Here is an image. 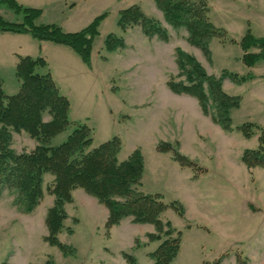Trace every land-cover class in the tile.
I'll use <instances>...</instances> for the list:
<instances>
[{"label":"rangeland","instance_id":"obj_1","mask_svg":"<svg viewBox=\"0 0 264 264\" xmlns=\"http://www.w3.org/2000/svg\"><path fill=\"white\" fill-rule=\"evenodd\" d=\"M18 2L25 7L42 9L38 22L57 24L67 32L80 30L99 14L108 12L93 44L90 71L77 54L74 55L85 70L67 54L54 49L47 51L57 76H61L58 78L62 93L70 96L72 103L71 124L53 138L52 144L62 143L79 123H85L93 131L92 147L115 135L120 137V161L140 148L147 170H157L155 161L160 157L157 146L160 142H169L199 168L182 166L174 160L172 152H165L170 162L161 158L165 163L161 167L168 181L161 179L160 184L153 185V177L150 183L146 181L145 187L138 186L142 192L163 195L168 204L178 201L185 209L181 215L175 207L166 208L160 215L159 229L153 223L138 222L133 216H127L109 229L108 236L106 206L97 197L87 196V192H84L87 195L77 192L74 198V189L72 202L65 205L64 229L58 235L62 243L74 249L67 255L47 240L46 217L55 200L49 193L54 176L44 175V197L29 213L18 209L14 194L6 189L0 196V264H129L123 256L125 252L133 255L137 264H153L150 254L167 238L164 234L167 221L182 232L180 251L171 264H212L220 257V264H237L238 259H246L247 264H264V244L260 243L257 232L259 206L264 205V190H260L262 168H246L242 161L245 149H256L264 141V61L248 69L241 60V47L228 41L229 38L239 41L248 24L255 36H264V0H208L211 21L228 32L225 40L219 33L213 34L212 43L209 42L213 58L194 43L184 26L171 25L155 0ZM134 3L160 21L168 31L167 41L157 35L146 39L138 28L123 31L117 25L119 10ZM0 15L12 22L23 18L6 4L0 5ZM109 33L122 37L125 46L107 52L104 39ZM177 48L194 56L212 76H220L223 69L239 75L249 72L255 75L253 80L243 83L232 78L223 81V89L228 94L241 98L240 106L230 112L229 129L218 120L219 112L208 84L201 92L207 111L196 95L176 93L168 86L170 80L188 82L185 72L178 67ZM1 78L6 93L17 92L20 81L11 61L4 63ZM50 119V114L44 112L43 120ZM193 127L199 138L196 145L189 141L194 139ZM180 130L184 132L181 138ZM36 145L27 132H12L11 146L15 152H30ZM205 154H211L210 158L203 157ZM216 161L223 162V167L218 168ZM225 161L229 162L228 166ZM208 167L213 171L209 172ZM184 174L188 176L187 181L183 179ZM184 183L192 188L193 196L197 190L211 202L223 201L219 202L221 208L218 204L221 211L228 204L234 212L233 221L227 225L221 216L220 222L216 221L219 216L216 213L206 211L207 215H198L190 210V189ZM247 209L254 214L250 215ZM151 233H159L161 238L151 239Z\"/></svg>","mask_w":264,"mask_h":264},{"label":"trees","instance_id":"obj_2","mask_svg":"<svg viewBox=\"0 0 264 264\" xmlns=\"http://www.w3.org/2000/svg\"><path fill=\"white\" fill-rule=\"evenodd\" d=\"M155 1L165 19L175 27L184 26L194 38V43L210 56L209 42L213 34L219 33L223 40L227 37V30L217 27L211 21L208 0ZM1 4H6L16 14H22L23 18L20 22H12L0 15V32L30 34L37 40L68 46L91 67L93 44L108 12L99 14L80 30L67 32L57 24L38 22L42 9L25 7L18 0H0ZM117 25L123 31L140 26L146 36L157 35L164 41L169 39L168 31L160 21L146 14L137 3L119 10ZM228 41L241 47V60L246 66L252 67L264 60V36H255L250 24L239 41L233 38ZM124 46V39L115 33L107 34L104 39L107 52ZM176 55L178 67L185 72L188 82L170 80L168 86L176 93L196 95L204 111H207L201 92L205 84H208L219 112L218 120L224 128L229 129L230 112L240 106L241 98L228 94L223 89V81L232 78L243 83L253 80L255 75L250 72L239 75L223 69L221 75L215 77L208 74L194 56L181 48L176 49ZM15 75L20 81V87L14 94L5 92L0 75V196L4 190H9L14 194V204L18 209L29 213L44 197V175L52 174L53 187L49 193L55 196V200L46 217L49 231L47 240L51 245L57 246L66 255L74 251L71 246L62 243L58 235L64 229L67 217L65 205L72 202V191L76 188H83L108 208L109 215L105 224L108 236L109 229L127 216H133L138 222L153 223L159 229L162 225L160 215L169 206L184 215L185 209L178 201L168 204L161 194L138 190L145 169L143 153L140 148H136L127 159L120 161L118 154L122 142L119 136L115 135L92 147V128L88 124L79 123L66 140L52 144L53 138L71 124L70 100L55 83L43 56H20ZM44 112L50 114L49 121L43 120ZM22 131L27 132L37 145L30 152L17 153L11 146L12 132ZM245 134L249 136V132ZM157 150L172 152L174 160L182 166L199 168L169 142H160ZM242 161L248 168L264 167V141L256 149H245ZM165 224L168 226L164 231L167 238L150 254L153 264H171L180 251L182 232L173 228L170 221ZM150 237L158 240L161 235L151 233ZM123 256L129 264H137L133 255L125 252ZM221 259L212 264H220ZM237 264H247V261L238 259Z\"/></svg>","mask_w":264,"mask_h":264},{"label":"crops","instance_id":"obj_3","mask_svg":"<svg viewBox=\"0 0 264 264\" xmlns=\"http://www.w3.org/2000/svg\"><path fill=\"white\" fill-rule=\"evenodd\" d=\"M210 12H211V8H210ZM135 28H138L139 34L141 36H144L145 35L143 33V31H142V29H141L140 26H135L134 28L129 29V30H133ZM145 38L148 39L149 37L145 35ZM211 43H212V40L210 41V44ZM67 48H70V47L65 46V45H62V44H56V43H53L51 41L37 40L34 37H32L30 34H20V33H12V32H0V75H1L2 68H3L4 63L7 62V61H11L12 62V67L16 69V66H17V63L19 61V57L20 56H25V55H30L32 57L43 56L46 59L47 63H48V68H49V70H50V72L52 74V77H53L55 83L57 84V86L60 88V91L62 92L61 85H60L59 78H58L60 75L57 76L56 71H55L54 67L52 66L51 59H50L49 55L47 54V51H50V50L54 49V50H57V51H59V52H61L63 54H67V57H72V58L75 59L76 62H79L80 67L82 69L84 68L83 66L85 65V63L82 61L81 58H80L81 59V62L84 65H82V63H80V61L77 59V57H75L74 54H77V53L74 50H72L71 48H70V50H68ZM210 51H211V55H212V58H213V52H212L211 47H210ZM92 59H93V57H92ZM262 61H264V60H261L258 63H260ZM258 63L255 64L254 66H252L251 68H254L255 66H257ZM87 67L89 68L88 70L90 71L92 69V67H93V63H92V66L91 67H89V66H87ZM57 69L59 71L60 67H58ZM248 69H250V67ZM83 70H85V69H83ZM60 78H61V76H60ZM63 94H65V93H63ZM66 96L70 100V111H71V109H72L71 99H70V96H68V95H66ZM193 129H194V133H193L194 139L190 138V137H192V135H189L190 136L189 137L190 138L189 141H191V142L194 141L195 142V145H196V142L198 141L199 138H198V135H197V129L195 127H193ZM179 133H180L179 134V137L181 138L183 136L184 132L180 130ZM194 151H196V150H194ZM158 154H159L158 156H160L159 157V161L158 160L155 161L156 166H157L158 169L157 170H152L153 171V173H152V171L149 172L147 170V167H148L147 165L145 167L144 175H143V178H142V186L143 187H145V184H147L146 181H148V183H150L151 182V179L153 177H154V180L153 179L152 180H153V183H155L153 185L160 184L161 183L160 180L161 179H164L165 180V178H166L165 173H164V175L162 174L163 173L162 172L163 170H162V167L161 166H164L165 163L164 162L163 163L161 162L162 161L161 158L165 162H168L169 158L167 160V157H165V152H159ZM209 156H211V154H205V156H203V157L210 158ZM225 157L228 158V156H225ZM169 162H170V160H169ZM215 163L217 164V167L218 168L219 167L222 168L223 167L222 165H224L223 162L221 163V162H217L216 161ZM225 163L228 166V163L229 162L228 161H225ZM244 165H245L246 168H248V166L245 163H244ZM257 168H262L261 176H260V190L261 189L264 190V167L257 166ZM208 169H209V172H212L213 171V169H211L209 167H208ZM187 178H188V176L186 174H184L183 179L187 181ZM166 180L168 181L167 178H166ZM154 181H158V183H156ZM191 181H192V178H191ZM184 186L185 187H188L187 184H185ZM188 188L190 189V187H188ZM196 188H194V190ZM77 192H83L84 193L86 191L84 189H82V188L75 189L73 191L74 198H75V196H76L75 194ZM191 193H193L192 188L189 190V194H188L189 195L188 196V201H189L188 202L189 203L188 205L190 206V210L196 211L198 213V215H200L201 213L202 214H206V211H208L210 214H213V215H216L217 214L219 216H218V218H216V221L217 222H220V216H221V220H223V222L226 223L227 225L230 222L233 221L234 212H233V209H231L228 204H227V208H225V209H223L221 211L218 208H219V206L221 208V204L222 203H219V202H223V201H217V202L216 201H212L211 202V201H209L205 197V195H203V196L200 195L197 190H195L194 196ZM84 194L87 195L88 193L87 194L84 193ZM198 194L200 196H198ZM87 196L93 197L90 194H88ZM218 204H219V206H218ZM104 209H105L106 215L108 217L109 210H108L107 207H105ZM247 210L250 212L249 213L250 215H253L254 214V212H252L250 209H247ZM188 211H189V209L186 206V213H188ZM257 217H258V228H257V232H258V235H259V241H260V243H263L264 244V205L263 206H259V212L257 214ZM207 221L208 220L206 219V221H203V222H207ZM254 229H253V231H254Z\"/></svg>","mask_w":264,"mask_h":264}]
</instances>
